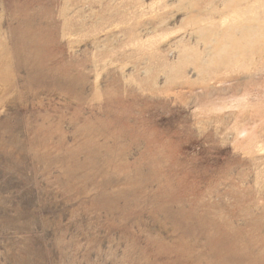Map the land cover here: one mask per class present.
<instances>
[{
	"label": "rangeland",
	"instance_id": "1",
	"mask_svg": "<svg viewBox=\"0 0 264 264\" xmlns=\"http://www.w3.org/2000/svg\"><path fill=\"white\" fill-rule=\"evenodd\" d=\"M0 264H264V0H0Z\"/></svg>",
	"mask_w": 264,
	"mask_h": 264
}]
</instances>
